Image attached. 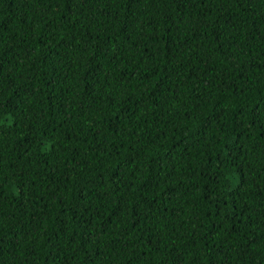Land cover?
<instances>
[{"label": "trees", "instance_id": "16d2710c", "mask_svg": "<svg viewBox=\"0 0 264 264\" xmlns=\"http://www.w3.org/2000/svg\"><path fill=\"white\" fill-rule=\"evenodd\" d=\"M0 264H264V0H0Z\"/></svg>", "mask_w": 264, "mask_h": 264}]
</instances>
